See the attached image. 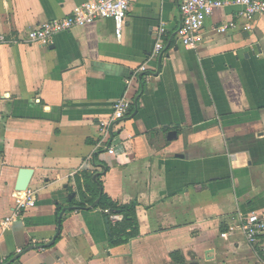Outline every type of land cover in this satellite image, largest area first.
<instances>
[{
  "label": "crops",
  "instance_id": "0c3cea01",
  "mask_svg": "<svg viewBox=\"0 0 264 264\" xmlns=\"http://www.w3.org/2000/svg\"><path fill=\"white\" fill-rule=\"evenodd\" d=\"M82 2L0 0V34L23 36ZM178 2L133 0L119 37L106 18L48 46L0 45V222L19 170L36 191L35 207L0 227L2 264H264V235L249 244L227 232L239 216L264 217V14L251 31L219 32L238 7L216 9L189 48L174 38ZM160 23L165 48L150 58ZM143 63L149 81L127 85ZM124 94L131 113L108 155L98 121ZM83 173L136 204L137 236L109 247L100 209L67 210Z\"/></svg>",
  "mask_w": 264,
  "mask_h": 264
},
{
  "label": "built area",
  "instance_id": "2783aa9c",
  "mask_svg": "<svg viewBox=\"0 0 264 264\" xmlns=\"http://www.w3.org/2000/svg\"><path fill=\"white\" fill-rule=\"evenodd\" d=\"M132 1L133 0H83L81 4L73 8L71 14L60 19L41 22L29 28L23 36L7 37L4 34H0V45L36 43L48 46L52 44L53 37L58 33L106 18L113 21L115 35L119 37ZM227 5L237 6L238 10L234 17L217 27L219 32L235 29L239 22L245 30L251 31L252 23L255 18L264 14V0H179L178 11L180 15V25L175 30L174 38L184 47H196L201 41V30L205 20L210 17L216 9ZM166 40L167 32L165 24L160 23L154 32L150 58L158 57L163 53ZM138 78L144 79L146 82L151 78V74L145 63L138 66L131 73L127 80V85ZM132 105V101L124 94L114 101L111 113L106 118L98 121L99 135L96 147L103 149L106 154H115L116 139L119 137L124 119L131 113ZM13 202L14 204L10 214L0 222V227L2 229L9 227L23 212L35 207L36 191L29 185L24 190L15 191L13 194ZM104 213L108 215L112 223L122 220L121 216L110 214L108 210H104ZM233 231H240L249 244H254L264 235V217L255 212L239 216L237 221L227 226V232ZM224 235L225 232L220 234V236ZM38 243L39 242H37L35 238L30 240V244L35 250H41L43 246L40 245L37 247L36 245H38ZM20 251L21 250L18 249L17 253ZM3 261V259H0V264H2Z\"/></svg>",
  "mask_w": 264,
  "mask_h": 264
},
{
  "label": "trees",
  "instance_id": "16d2710c",
  "mask_svg": "<svg viewBox=\"0 0 264 264\" xmlns=\"http://www.w3.org/2000/svg\"><path fill=\"white\" fill-rule=\"evenodd\" d=\"M83 185L80 182V176H75L74 180L77 186L78 198H72L68 203V211H82L87 209H100L104 216L107 229V245L109 247L117 246L128 242L131 238L138 235V223L135 214L136 204H120L109 198L102 190L101 183L97 186L91 185L90 175L83 173ZM84 186V190L82 189ZM104 210L110 214H116L122 217L120 222L112 223Z\"/></svg>",
  "mask_w": 264,
  "mask_h": 264
},
{
  "label": "water",
  "instance_id": "95a60500",
  "mask_svg": "<svg viewBox=\"0 0 264 264\" xmlns=\"http://www.w3.org/2000/svg\"><path fill=\"white\" fill-rule=\"evenodd\" d=\"M32 170L31 169H21L18 172V177L15 184V190L20 191L26 189V187L29 185V181L31 178ZM74 195L71 194L69 196V199H71ZM107 227V226H106ZM108 229V227H107Z\"/></svg>",
  "mask_w": 264,
  "mask_h": 264
}]
</instances>
